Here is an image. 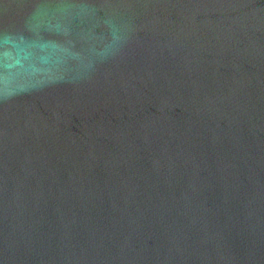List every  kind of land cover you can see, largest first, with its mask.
I'll list each match as a JSON object with an SVG mask.
<instances>
[{
	"label": "water",
	"instance_id": "95a60500",
	"mask_svg": "<svg viewBox=\"0 0 264 264\" xmlns=\"http://www.w3.org/2000/svg\"><path fill=\"white\" fill-rule=\"evenodd\" d=\"M0 264H264V0H0Z\"/></svg>",
	"mask_w": 264,
	"mask_h": 264
}]
</instances>
